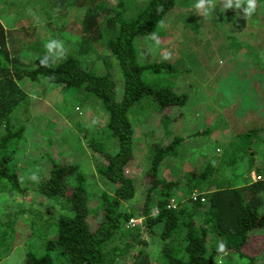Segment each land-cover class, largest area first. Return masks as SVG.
<instances>
[{
  "label": "trees",
  "instance_id": "16d2710c",
  "mask_svg": "<svg viewBox=\"0 0 264 264\" xmlns=\"http://www.w3.org/2000/svg\"><path fill=\"white\" fill-rule=\"evenodd\" d=\"M28 1L27 4L32 7L22 10L14 9L17 4L15 0H0V12H11L18 21L21 17L32 16L39 6L40 10L44 9L47 17H50L48 15L53 8L58 9L56 13H60L58 11H62L65 3L70 1L79 7L90 9L86 15H82V20L74 19L70 24L78 25L82 32L71 29L70 25L52 29V22L48 24L51 26V34L47 35L45 41L49 38L59 39V32L63 29L81 34L78 53L66 49V57L48 68L40 65V58L46 51L43 45H36L38 51H32L31 54L37 55L38 59L29 63L25 58H20L21 51L15 47L17 43H21L24 44L21 48L31 50L28 47H33L32 43H24L23 40L38 38L36 26L33 25L31 31L29 26H22L19 31L16 30V23V28L7 34L5 24L0 21V182L5 181V188L2 190L21 194L25 190L33 189L45 198L54 200L63 209L60 213L50 211L51 214L47 215L40 207L47 211L53 206L54 210L55 204L47 205L42 201L37 202L40 206L23 209L24 212H34L30 218V236L40 237L36 239L44 247L31 246L25 252L24 260L9 264H214L220 257L228 258L234 254L251 259V264H264V260L257 263L255 259L259 254L264 256V238L262 236L259 243H254L251 233L264 229V158L254 166L256 179L238 181L243 173L239 172V176L235 177L234 174L238 171L228 166V161L223 157L230 153L240 155L237 150L227 147L225 152L222 151L223 155L207 153L205 157L204 154L196 159L191 157L193 152L185 146L183 137L174 135L170 140H164L170 133L167 130L168 123L175 118L164 111L167 112L168 107L185 105L188 94L173 81L164 78L162 72L164 69L170 71L173 67L171 63L164 60L148 61L141 45L143 38L148 37L149 33L158 32L159 24L175 7L177 0H149L147 6L130 20L124 18V11L120 9L110 18L106 30L99 28L98 23L99 16L104 14L103 10L107 6L106 1L109 0ZM116 2L115 7L121 8L125 1ZM160 5L163 6L162 11L157 10ZM92 7L97 12L92 14ZM61 14L64 15L65 12ZM257 14L256 9L253 15ZM111 30L114 35H111ZM98 41H104L102 44L105 43L112 55L119 60L124 78L122 97L117 94L116 81L111 74L89 71L78 57L86 49L94 51ZM163 47L168 48L165 45ZM175 47L176 44L170 52L163 55H174ZM41 75L54 83L55 91L58 87L68 90L85 89L102 99L109 112L107 137L116 139L117 145L107 150L104 143L90 138V148L105 158V161H96V172L100 175L101 184L88 182L87 175L76 161L59 160L53 156L48 158L44 148L39 147L38 154L36 151L34 153L37 155L36 160L38 157V160L43 159L41 166H44L45 160L46 164L51 163L50 170L47 169L45 176L38 173V181L26 182L21 179L18 167L22 161L21 153L25 152L22 139L27 141L28 135L25 137V125L19 123L20 115L15 109L28 99L25 84L22 82L40 79ZM211 92H215V89L211 88ZM211 92L207 91L208 97L213 95ZM225 95L229 100L233 98L236 101L234 109L236 105L242 106L243 95L239 99L228 92ZM145 97L148 99L146 105L151 106V110L160 112L158 125L165 122L166 128H162L166 134L161 141L155 140L158 129L143 133L148 136L147 141H153L145 172L150 177L151 186L144 205L137 208L139 216L143 215L146 229L154 239L152 243L158 244L156 255L147 249L149 240L145 238L139 239L142 247L133 251L141 232L138 221L131 222L134 218L132 215L137 210L133 206L130 209L127 205L137 193L135 179L125 170L135 156L136 148L134 124L129 117V110L141 103ZM209 104V109L213 108V104ZM227 112L233 116L234 111L230 106ZM257 125L260 127H251L248 132L240 133L245 139L244 150L248 147L253 149L254 154L259 144L254 130L264 129V126ZM48 145H53L51 138ZM258 152L264 156V144L258 146ZM170 157L173 160L179 158L181 162L193 158L194 163L189 167L184 163L172 166L173 160ZM244 158L250 162L252 155L246 153ZM164 164L169 168H165ZM252 164L254 159L250 162ZM163 167L169 172L163 171L160 176ZM17 211L22 209L8 213L4 211L10 216H0V252L3 247L7 252L10 251L8 240L14 236L17 224L12 214ZM52 229L55 232L54 237L49 236ZM221 240L227 245L225 254L217 252V245ZM248 248L255 252L250 254Z\"/></svg>",
  "mask_w": 264,
  "mask_h": 264
},
{
  "label": "rangeland",
  "instance_id": "374dc122",
  "mask_svg": "<svg viewBox=\"0 0 264 264\" xmlns=\"http://www.w3.org/2000/svg\"><path fill=\"white\" fill-rule=\"evenodd\" d=\"M116 1H106L107 6L103 10L104 14L99 16V28L106 30L110 18L120 9L124 11L125 19L135 18L149 2V0H124V6L117 8L115 7ZM15 2L17 4L14 9L22 8L23 10L32 7V5L27 4L29 3L28 0H15ZM70 2L65 3L62 11H58L60 13H56L58 9L53 8L52 13L48 15L50 17L46 16L43 12L44 9H39L40 6L39 8L37 6L38 10L32 16L21 17L18 21L13 18L11 12L9 14L0 12V21L5 24L7 34L16 28V23H18L16 30L19 31H21L22 26H29V31L33 25L37 27L38 38L23 40L24 43H32L33 47H28L31 50L28 51L23 46L21 48V45L24 44L14 41L17 43L15 47L21 51L19 53L20 58H25L26 61L38 59L37 55L31 53L38 51L36 45H43L44 47L46 42L44 39L47 35L49 36V33L51 34V29H49L51 26L49 27L48 24L52 22V29L70 25L74 19L82 20V15H86L90 9L79 7ZM196 2L197 0H177L175 7L167 13L165 19L159 24L156 34L161 41L160 45L156 46L155 42L148 37L143 38L141 45L148 61L160 62L164 60L171 63L172 69L170 71L164 69L162 72L164 78L173 81L176 86L188 94V101L185 105H175L168 107L167 112L164 111L167 115L170 113L175 117L173 121L168 123L167 130L170 133L164 140H170L174 135L183 137L185 146L189 148L190 152H193L191 157H196V159L204 154L203 157H205L207 153L215 152L223 155L222 151L225 152L227 147L237 150L240 155L224 154L225 161H228V166L238 171L234 174L235 177L239 176V172L243 173L242 178L239 177L238 181L241 179L244 182L254 180L257 172L255 169H250L252 167L250 162L254 157L252 156L250 162L244 158L246 153L253 155L254 151L248 147L244 150L243 142L245 139L240 136V133L248 132L251 127L259 128L260 126L257 124L264 126V3H261L262 0H258V14L245 18L242 9L238 11L236 9H224L223 0H213V7L207 16L197 14L194 7ZM91 10L92 14L97 12L94 11L96 10L95 7H92ZM61 12H65V14L62 15ZM70 27L82 32L76 24L70 25ZM110 32L111 35H114L112 30ZM63 33L65 36L61 39ZM59 35V39L64 42L66 49H72L78 53L80 33L63 29L60 30ZM102 42L104 41L97 42L94 51L90 52L87 49L81 51L78 57L89 71L92 70L96 74H111L116 81L117 94L122 97L124 78L119 60ZM175 44L174 55L165 59L163 54L167 51L170 52ZM164 45L169 50L163 47ZM23 83L28 99L15 109L20 115L19 123L25 125V137L28 135L27 141L22 139L25 152L21 153L22 161L18 167V173L23 178L22 180L29 182L31 181L29 177L33 172L45 176L47 169L50 170L51 163L46 164L45 160L44 166H41L43 159L38 160V157L36 160L37 155L34 153L36 151L38 154L39 147L44 148L48 158L53 156L59 160L76 161L87 175L88 182L101 184L100 175L96 172V161H105V158L90 148V138H96L99 142L104 143L107 150L117 145L116 139L107 137L106 124L109 120V112L102 99L90 94L85 89L68 90L58 87L55 91L54 83H51L43 75L40 79L24 80ZM211 88H214L215 92H211ZM209 90L213 94L210 97L207 94ZM225 92H228L229 95H236L238 99L240 95H243L242 106L236 105L234 109V102L236 101L233 98L229 100ZM147 100L145 97L141 103L132 106L129 110V117L134 124L136 137L134 147L136 148L135 156L127 164L125 170L135 179L137 193L127 205L130 209L133 206L137 210L135 213L132 212V217L136 218L135 222L138 221L139 224L137 225H139L141 232L136 241L137 246L133 251L142 247L139 239L145 238L149 240V244L146 245L147 249L156 255L158 244L152 243L154 239L151 238L150 232L146 229L143 215L139 216L137 208L144 205L151 186L150 177L145 175V172L148 168L146 163L149 152L152 151L150 145L153 141H147L148 136L143 135V133L158 129L156 130L158 137H155V140L161 141L166 134L163 129L166 128H164L165 122L161 124L162 127L158 125L160 112L151 110V106H147ZM208 101L213 104V108L209 109L211 105ZM228 106L233 108V116L228 114ZM224 133L231 135V142L229 140L230 143L219 144L221 140L218 139L222 138ZM212 134L214 138L211 137ZM254 134L256 141H259L258 146L264 144V129L254 130ZM88 137L89 139H87ZM50 138L53 142L52 146L48 145ZM233 142L235 144H231ZM170 158L173 160V157ZM192 159L189 158L185 162H181L177 158L173 160L172 166L184 163L186 167H189L194 163ZM165 165L167 164H164L165 168H169ZM164 167L160 171V176L163 175V171L169 172ZM103 187L105 186L103 185ZM2 188H5L4 180L0 182V216H10L4 211L7 213L14 212L19 208L22 211L12 214L17 222L16 230L14 236L8 240L10 251L7 252L5 247L1 248L0 264L18 261L20 263V260L25 259V252L31 246L44 247L36 239L40 237L33 238L30 236L32 224L30 218L33 217L34 212L31 210L24 212L23 209L34 205L40 206L41 204H37L38 201L47 205H53L55 201L45 198L33 189L18 194L7 193ZM96 203L95 200L94 204ZM123 207L129 210L128 207ZM40 208L47 215H50L52 211L60 213L63 210L59 204H55L54 210L53 206L51 210L47 211L42 207ZM92 221L93 218L90 219L91 223ZM251 233L254 243H259L262 236L264 238V229L251 231ZM49 236H55L54 229L49 232ZM248 252L253 254L255 250L248 248ZM219 259V264H251V259L241 258L237 254L230 255L228 258L222 256ZM255 259L257 263H260L261 260H264V256L259 254Z\"/></svg>",
  "mask_w": 264,
  "mask_h": 264
},
{
  "label": "clouds",
  "instance_id": "9594fccd",
  "mask_svg": "<svg viewBox=\"0 0 264 264\" xmlns=\"http://www.w3.org/2000/svg\"><path fill=\"white\" fill-rule=\"evenodd\" d=\"M246 5V6H245ZM197 10V14L208 15L209 10L213 7V0H197L194 5ZM223 8L228 9H242L245 18L252 16L257 9V0H223ZM158 11L163 10V6H158ZM148 38L155 42L156 46H159L161 41L155 32L149 33ZM45 53L40 58V65L43 67H52L57 61L63 60L67 55V50L65 44L60 39L49 38L44 43ZM171 53H167L164 58H170ZM23 179V178H21ZM29 179L33 181H38L39 177L36 172H33ZM227 250V245L224 241H219L217 245V252L220 254H225ZM219 264V261H217Z\"/></svg>",
  "mask_w": 264,
  "mask_h": 264
},
{
  "label": "crops",
  "instance_id": "0c3cea01",
  "mask_svg": "<svg viewBox=\"0 0 264 264\" xmlns=\"http://www.w3.org/2000/svg\"><path fill=\"white\" fill-rule=\"evenodd\" d=\"M26 62L29 63L31 61H26ZM211 137L214 138L213 134L211 135ZM218 140H221L219 144H224L226 142H229V140L231 142V135L224 133L223 137L218 139ZM252 156L254 157V164L251 165L252 167L249 166L250 169H254L255 168L254 166L258 165V163L264 158V156H262V154L259 153L258 151L255 154H253Z\"/></svg>",
  "mask_w": 264,
  "mask_h": 264
},
{
  "label": "built area",
  "instance_id": "2783aa9c",
  "mask_svg": "<svg viewBox=\"0 0 264 264\" xmlns=\"http://www.w3.org/2000/svg\"><path fill=\"white\" fill-rule=\"evenodd\" d=\"M260 178V177H259ZM131 222H135V219L133 218V219H131Z\"/></svg>",
  "mask_w": 264,
  "mask_h": 264
}]
</instances>
